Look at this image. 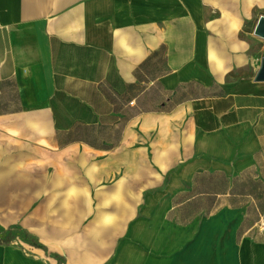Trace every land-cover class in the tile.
<instances>
[{"label":"crops","instance_id":"0c3cea01","mask_svg":"<svg viewBox=\"0 0 264 264\" xmlns=\"http://www.w3.org/2000/svg\"><path fill=\"white\" fill-rule=\"evenodd\" d=\"M260 16L264 0H0V181L18 208L98 213L33 256L0 240V264H264Z\"/></svg>","mask_w":264,"mask_h":264},{"label":"rangeland","instance_id":"374dc122","mask_svg":"<svg viewBox=\"0 0 264 264\" xmlns=\"http://www.w3.org/2000/svg\"><path fill=\"white\" fill-rule=\"evenodd\" d=\"M4 176L5 173H4ZM2 182V181H0ZM0 183V240L4 238L5 245L15 246L24 252L27 256L35 254V247L27 245L22 240L20 231H26L30 236L35 237L39 244L48 251L49 248L61 246L62 241L73 237L74 240L81 239V231L85 225L90 222L92 224L97 208L90 209V216H84L83 220L73 222L71 212L66 208H18L17 180H4ZM15 184V186H13ZM15 192L14 194H11ZM28 199L26 201V204ZM42 204V203H41ZM28 207V205H26ZM112 212H104L101 215L107 226L105 232H113V223L109 222L113 219ZM114 215V214H113ZM72 218V222L71 221ZM14 234L9 239L6 235L7 231ZM96 230V229H94ZM4 239V240H5ZM39 249V248H38ZM43 250V249H42Z\"/></svg>","mask_w":264,"mask_h":264},{"label":"water","instance_id":"95a60500","mask_svg":"<svg viewBox=\"0 0 264 264\" xmlns=\"http://www.w3.org/2000/svg\"><path fill=\"white\" fill-rule=\"evenodd\" d=\"M252 34L264 41V16H260L253 28ZM255 82H264V56L260 60L259 68L253 79Z\"/></svg>","mask_w":264,"mask_h":264},{"label":"trees","instance_id":"16d2710c","mask_svg":"<svg viewBox=\"0 0 264 264\" xmlns=\"http://www.w3.org/2000/svg\"><path fill=\"white\" fill-rule=\"evenodd\" d=\"M21 236L23 237L22 240L25 242L27 245H30L35 248L43 249V246L38 243V241L35 239V237L30 236L26 231L21 230L20 231ZM6 235L8 236V241L11 238L14 237V234L9 231H7Z\"/></svg>","mask_w":264,"mask_h":264},{"label":"built area","instance_id":"2783aa9c","mask_svg":"<svg viewBox=\"0 0 264 264\" xmlns=\"http://www.w3.org/2000/svg\"><path fill=\"white\" fill-rule=\"evenodd\" d=\"M257 229H258L259 231H264V220H261V221L258 223Z\"/></svg>","mask_w":264,"mask_h":264}]
</instances>
